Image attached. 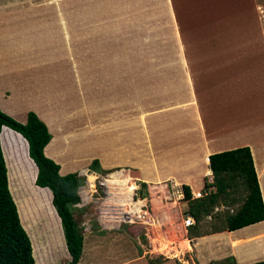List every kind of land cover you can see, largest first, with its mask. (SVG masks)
<instances>
[{
  "label": "crops",
  "instance_id": "obj_1",
  "mask_svg": "<svg viewBox=\"0 0 264 264\" xmlns=\"http://www.w3.org/2000/svg\"><path fill=\"white\" fill-rule=\"evenodd\" d=\"M58 1L60 0H0V110L3 109L6 114L11 115L13 118L15 117L14 120L22 124L25 122L27 111L34 112L47 125L50 134V140L43 149L44 156L59 166L58 173L62 176L66 174L61 173L67 170L76 171L77 174L83 175L84 172L88 173L86 166L91 160L85 162L84 165H77V167L60 164L55 159L56 154L54 155L52 152L54 133H52L53 131L51 132L48 126L46 114L32 107L26 109L21 101L24 98L35 96V103H39V105L40 103H50L48 102V95L53 86L47 84L46 80L39 78V72L34 71L35 68H32V65L27 63L28 61L30 63L32 61L33 63L37 62L32 48L37 47L40 53L39 57L45 59L49 53L48 49L52 45H50V42L55 41L54 38L57 39L58 36H64L60 37V39L66 40V35L62 32L60 33V28L63 26L64 29H67L68 25H70V20L58 17L57 13L62 8L65 16L66 10L70 5H62L60 7ZM138 1L127 0L125 6L128 4V8L134 12L135 9L139 13L141 10L145 11L146 9H140V7H135L134 9V5ZM197 1L195 10L198 12L196 14L198 17L194 19L195 23L192 28H199L197 33L198 40L204 39L211 42V47L216 41L220 42L223 47L229 45L231 39L229 32H231L232 26L236 34L237 30L240 31L243 28V22L238 20L237 17L245 9L247 10V8L242 6L245 0ZM202 1L203 3H201ZM247 1L251 9L253 7L255 11H260L264 0ZM154 4L166 8L169 1L160 0V2H154ZM238 4H240L241 8H238ZM188 6L186 4L180 8L178 14L181 20L190 19ZM262 14L260 13V17L263 16ZM183 15L185 16L183 17ZM171 21L173 22L172 18ZM256 21L254 25L252 20L251 24H247L249 31L251 30L252 32L250 38L253 41L257 39L264 44L263 20L261 18L256 19ZM173 23L172 29L165 37L170 47V51L167 52L166 56L169 59L173 57L177 60L178 58L179 62H176L179 66L172 68L169 73L181 75L182 70L184 71L185 68L189 69L192 74L194 73L196 76L192 77L188 70L191 84L190 93H186L185 90L182 92V89H184L183 83L179 85L168 80L166 66L164 69L162 65H157L158 69L155 71L157 76L154 75L149 77V79L151 84L153 82L151 90L153 89L157 94L156 97L159 98L158 101L160 102H158V108H155V110L150 106L146 107L145 112L151 115L155 113V116H152L153 118L147 122L144 120V133L138 135L140 133L136 134L134 131L135 120L131 112L135 110V103L132 98V89L126 94L129 103L127 111L130 118L117 120L118 122L116 123L111 121L110 123H105V125H98V145L102 147V152H98L100 169L104 171L111 169L112 173L118 178L132 179L130 180L132 184L138 186L140 184L146 185V196L133 200L129 210L136 211L141 207L135 206L136 202L143 201L154 233L155 231L157 232V228L160 231V227H157L158 225H165L166 221L169 224L172 222V218L170 217L169 220L167 216L169 215L168 210L162 203L164 183L172 186V183L177 182L178 187L187 186L191 191L197 189L196 185L202 184L203 177L208 178L211 176L207 168L209 155L240 147L249 149L264 208L263 45L259 50L251 49L249 51L228 49L222 51L210 50L209 53L199 51H191L190 53V51L184 50L182 52L177 39L178 33ZM174 42L177 45V49L172 50ZM26 53L28 54L27 57H25ZM63 56L65 57V54ZM185 57H191L189 64L184 62ZM33 66L37 67L38 65ZM43 68L46 70L47 67L45 68L44 66ZM132 72L133 74L136 73L135 67ZM163 79H167V81L163 82ZM47 81L48 83L50 82L49 79ZM39 84L42 85L39 89H36ZM151 84L148 86L150 87ZM145 90L147 94L150 92L148 87ZM248 91H250V95ZM65 93L60 90L53 93L56 100L58 99V106L60 107L64 106L61 100L65 99L66 96H63ZM168 97L172 98L169 99ZM30 101L32 100L30 99ZM2 104H10L16 110L22 108L24 113L23 115L17 114L14 109L9 111ZM46 109L48 108L46 107ZM52 109L54 112L58 111L55 107ZM18 115L21 117L20 120L16 119ZM80 134H85V131L80 130ZM80 134L76 133L75 137L74 134H70L69 131L65 130L60 136L59 144H68L74 141L75 138L78 141L85 139ZM137 137L139 140H137ZM80 147L82 146H78V148ZM100 157H109L105 159L111 165H103L104 163L101 162ZM79 160L77 163L81 162V159ZM113 161L116 163L114 164ZM35 175L36 171L34 179ZM34 179L32 182L33 186H35ZM128 181L125 180L122 184L127 186ZM121 182L116 180V182L113 181L112 183L117 186L121 185ZM109 183L111 184V182ZM120 190L123 189L120 188ZM158 190H160L159 193L161 192V194L158 196L154 195L155 191L158 192ZM119 192L121 194L120 204L127 206V202H121L129 199L126 198L127 196H125L123 191ZM48 193L51 207L48 213H52L55 216L56 212L51 206V193L49 191ZM79 198H81L80 195ZM30 203L33 204L32 200H30ZM32 208V221L36 229H41L44 232L51 231V224L44 216V212L37 206L33 207L32 205ZM17 214L19 218L18 211ZM94 215L97 223L95 232L99 233L101 230L106 232L116 231L122 226L104 223L98 220L97 213ZM56 218L60 222L57 215ZM20 224L22 226L21 221ZM137 226L140 230L136 234L143 232L145 235L144 243L140 242L134 235V227H123V234L133 238L135 240L134 245L126 243L123 245V243L115 241H97L93 243V247L89 248V258L94 256L102 264H168L167 261L157 257L158 255L151 251L153 246L150 245L149 239L152 238V229L148 225L137 224ZM22 228L27 234L23 226ZM36 229L35 231L38 235ZM81 234L83 237L84 235L92 236V231L89 228ZM236 234H239L237 240L240 243H238L237 247L245 246L243 244L253 240L252 244L254 245L252 247L248 248V246H245V249H248L247 258L250 259L251 263L264 260V244H259L260 241L263 242L261 236H264V220L242 228ZM46 239L48 240L49 237ZM51 240L53 241V239ZM30 245L32 247L31 241ZM53 245L50 248L53 251L48 253L49 258L44 259L42 257V261H45L44 263L46 264H69V255L66 251L63 237L61 236V244L56 245L57 247L55 248ZM117 246L118 248H116ZM128 248L131 249V253L126 251ZM96 249L97 251L92 255ZM113 250L116 251V254L111 255ZM31 253L33 257V249ZM83 253L82 245L81 255L76 264H80ZM33 260L35 264H38L34 257ZM213 260H215L214 257H208L201 264H208L213 262Z\"/></svg>",
  "mask_w": 264,
  "mask_h": 264
},
{
  "label": "rangeland",
  "instance_id": "obj_2",
  "mask_svg": "<svg viewBox=\"0 0 264 264\" xmlns=\"http://www.w3.org/2000/svg\"><path fill=\"white\" fill-rule=\"evenodd\" d=\"M126 1L127 0L58 1L60 7L62 5H70L66 10L65 16L62 8L57 13L58 17L70 20V25H68L67 29H64L63 26L60 28V33L62 32L66 35V40L63 41L60 39V37L64 36H58L57 39L54 38L55 41L50 42V45H52L51 48L48 49L49 53L46 55L45 59L39 57L40 53L38 52L37 47H34V49L32 48V52L37 62L33 63L32 61L30 63L28 61L27 63L25 61L28 65H32V68H35L34 71L39 72V78L44 81L46 80L45 82L47 84L53 86L48 95V102L50 103H40L39 105V103H35V96L24 98L21 101L23 102V107L26 109L32 107L46 114L49 123L48 126L50 127L51 132L53 131L52 133H54V146L52 152L54 155L56 154L55 159L60 164L63 163L70 167H77V165H84L85 162L91 160L86 166L88 173H93L92 177L89 178L91 181L97 177H102L107 180L106 182H111L110 185H113L112 182H116V180L122 181L121 183L125 180H129L127 182L126 190L129 193V191L135 189L132 192L135 196L133 198L135 201L136 198L146 196V185L141 187L132 184V181H130L132 179L118 178L112 173L111 169L107 171L100 169L98 164V152H102V147L101 145H98V125H105V123H110L111 121L116 123L118 122L117 120L127 119V117L130 118L127 111L129 103L126 94L132 89V98L135 103V110L131 112L132 117L135 120L134 131L136 134L140 133L138 135L144 133V120L147 122L153 118L152 116H155V113L154 115H151L145 112L146 107L150 106L155 110V108H158V102H160L158 101L159 98L156 97L157 94L153 89L151 90L153 82L151 84L149 79V77L156 75L155 71L158 69L157 65H162L164 69L166 66V76L168 80L179 85L183 83L184 89H182V92L185 90L186 93H190L189 89L191 84L189 79L190 75L188 74L189 69L185 68L184 71L182 70L181 75L171 74V72L169 73L172 68L174 69L175 66H179L177 63L179 62L178 58L177 60L173 57L172 59H169V57L166 56L168 54L167 52L170 51V47L165 37L172 29L173 22L176 32L178 33L177 39L179 40L182 52L184 50L190 51V53L191 51L209 53L210 50L222 51L228 49H244L249 51L251 49L259 50L262 45L264 48V44L260 43L259 40L256 39L253 41L250 38L252 32L251 30L249 31V28L247 27V24L250 23L251 20L253 25L257 22L256 19L258 20L261 18L264 23V1H262L263 10L261 9L260 11H255L253 7L251 9L248 1H244L242 6L247 8V10L245 9V11L238 14L237 17L238 20L243 22V28H241L240 31L237 30L238 32L236 34L232 26V30L229 32L231 35L229 45H225L224 47L218 41L214 42L213 47H211V42L204 39L198 40L197 33L199 28L195 26V28H192L195 23L194 19L198 17L196 15L198 12L195 10V3H198L197 0H168L169 4L166 8L154 4V2H160V0H150V2L149 0H139L137 4L134 5V9L135 7L146 9L145 11L139 10L140 13L136 12V9L135 12L131 11V9L128 8V4L125 6ZM201 3H203V1ZM186 4L189 5L188 16L190 19L181 20L178 13L180 8ZM238 5L239 8L240 4ZM260 13H263V16L260 17ZM184 16L185 15H183V17ZM171 18L173 22L171 21ZM175 49H177V45L174 42L172 50ZM64 54L65 57L63 56ZM27 56L28 54L26 53L25 57ZM31 58H33V56H31ZM187 58L185 57V61H183L189 64L191 57ZM33 65H38V70L37 67ZM44 66L45 68L47 67L46 70H44ZM134 67L136 73L133 74L132 69H134ZM190 74L192 77L196 76L194 73L192 74L191 71ZM47 79L50 80L49 83ZM162 81L165 82L167 79H163ZM149 84H151L150 87L148 86ZM41 85L39 84V87L36 89H39ZM146 87L150 88L148 94L145 90ZM58 90L66 92L63 94V96H66L65 99L63 101L61 100L64 106L61 107L58 106V99L56 100L53 95V93ZM248 94L250 95V91H248ZM168 98L170 99L172 97ZM30 99L32 101H30ZM2 105L9 111L13 109L16 110L14 106L10 104ZM46 107L48 109H46ZM54 107L58 109L57 112L53 111L52 108ZM0 111L6 114L3 109ZM15 113L23 115L24 112L22 111V108H19ZM6 115L9 116L8 114ZM9 117L13 118L11 115ZM16 119L20 120L21 117L18 115ZM65 130L69 131L70 134H74L75 137L76 133L80 134V130H84L85 134L80 135H83L82 137L85 139H81L82 141L80 140V142L75 138L74 141H71L68 144H59L60 136ZM137 140H139L138 137ZM137 140L135 139V141ZM1 141L3 147L2 152L0 145L2 157L3 159L5 157L7 166L6 175L8 170L9 186L20 212L23 226L31 239V251L33 248L34 257L39 264H46L44 263L45 261H42V257L48 259V253L53 251L50 249L52 248V245L54 244L53 246L55 248L57 247L56 245L61 244L62 230L60 222H58L56 214L54 216L52 213H48L51 210L49 203L50 195L48 191L46 189H38L32 185L35 168L28 158L27 145L24 139L20 135L6 128L1 135ZM78 146L82 147L78 148ZM103 157H100L101 162L104 163L103 165H111V163H108V160L105 159L109 157ZM79 159H81V162L77 163L80 161ZM113 162L114 164L116 163L115 161ZM207 168L209 169V165ZM70 172L76 174L79 181L78 188L83 187L86 181L84 174L87 172H84L82 175L77 174L76 171L67 170L61 174H68ZM203 179H206V183L212 181L211 176L208 178L203 177ZM131 184L135 186L132 189H130ZM164 184L165 185L162 188L164 195L162 203L168 210L169 215L167 216L169 217V220L171 217L173 223L171 222L169 224L166 221L165 225L161 224L159 226L160 231L157 230L155 233L150 226V223L148 224L152 229V238L149 239L150 245L153 246L151 251L157 254V257L167 261L168 264H201L202 261H206L208 257H214L215 259L208 264H252L249 261L250 259L247 258L246 254L248 253V249H245V246H248V248L252 247L254 245L252 244L253 240L247 241L243 244L245 246L237 247L239 241L237 242L234 239L238 237L239 234L236 233L240 229H237L236 232H232V234H229V232L219 235L209 234L210 236L200 239L194 237L196 234L200 235L209 231L211 225L216 223L217 220L219 221L221 219L220 217H223V214L233 212L236 205L240 203V194L235 193L233 195L235 199L234 202L229 203L228 201V204L226 205L214 207L213 212L218 213L219 216H217L219 218L217 217V219L212 220L211 216L201 214L199 221L197 223L194 222L191 227L186 229L183 227L182 221L189 213L190 204L192 203L191 201L194 199H200L212 189L207 188L204 185L203 180L202 184L196 185L197 189L192 191L189 190L190 202H187L183 198L182 189L181 187H178L177 182L172 183V186L166 185V183ZM160 185L162 184L160 183ZM159 191L160 190H158V192L155 191L154 195L158 196L161 194ZM97 192L98 194L93 196L94 199H96L97 196L101 197L100 192L98 190ZM11 193L10 196L14 201ZM83 194L85 195V193L80 195L82 199L84 198ZM196 194L200 196L198 197ZM81 198H79V201L76 204L70 206L71 217L81 236V233L86 232L89 228L92 231V236H82L84 253L82 254L80 264H102V262L95 259L94 256L89 258V248L93 247L94 242L115 241L117 243H123V245H125V243L128 245H134L135 240L128 235L123 234V227H134V235L140 242H145V235L143 232L136 234L138 233V230H140L137 224L129 226L122 225L116 231L106 232L105 230H101L99 233L95 232L97 228L94 215L96 213V203L90 199L83 200L84 202H82ZM30 200H32L33 204L30 203ZM126 202L127 201L123 200L121 203ZM32 205L33 207H39V209L44 212V216L51 224V231L44 232L41 229H36L34 224L32 225ZM142 205L145 206L143 201H138L135 204V206ZM128 208L129 207H126V210ZM35 229L37 230L38 235L36 234ZM94 234L96 237L93 236ZM160 234L166 242L172 243L170 249L167 251H158L159 244L157 241L160 240ZM48 237L49 239L47 240L46 238ZM261 237L263 242L260 241L259 244L262 245V243L264 244V236ZM51 239H53V241ZM182 240L189 241L190 249H180L179 242ZM153 241L156 245H153ZM46 245L48 246L46 247ZM116 248H118V246ZM96 251L97 249L92 255ZM126 251L131 253L130 248L126 249ZM115 252L116 251L113 250L111 255L116 254Z\"/></svg>",
  "mask_w": 264,
  "mask_h": 264
},
{
  "label": "trees",
  "instance_id": "obj_3",
  "mask_svg": "<svg viewBox=\"0 0 264 264\" xmlns=\"http://www.w3.org/2000/svg\"><path fill=\"white\" fill-rule=\"evenodd\" d=\"M1 128L2 152L1 135L6 128L20 135L26 142L28 158L36 171L34 185L38 189H47L51 193V205L59 218L65 248L69 255L68 263L76 264L82 250V236L77 230L70 212V206L79 201L77 194L79 181L76 174L60 175L58 173L59 166L44 156L43 149L50 140V134L47 126L35 113L28 111L25 115V122L22 124L0 111V130ZM1 148L0 264H35L34 254L32 257L31 253L30 237L28 234L29 238L27 237L20 225L22 220L15 198L11 193L8 170L6 175V160L5 157L4 159L2 157ZM208 165L212 181L206 183V179L203 180L204 185L212 190L200 199L191 201L188 216L192 218L193 222L197 223L201 214L211 216L212 220L217 219L219 215L213 212L214 207L226 205L228 201L229 203L234 202L233 195L235 193L241 195L240 203L236 205L233 212L223 214L219 221L217 220L211 225L209 231L200 235L196 234L194 237L200 239L210 235L230 233L263 221L264 208L249 149L240 147L209 155ZM92 174L89 173V178L92 177ZM7 182L14 201L8 191ZM140 186L144 187V184H140ZM181 189L183 198L190 202V189L187 186H181ZM35 261L38 263L36 259ZM252 264H264V260Z\"/></svg>",
  "mask_w": 264,
  "mask_h": 264
},
{
  "label": "built area",
  "instance_id": "obj_4",
  "mask_svg": "<svg viewBox=\"0 0 264 264\" xmlns=\"http://www.w3.org/2000/svg\"><path fill=\"white\" fill-rule=\"evenodd\" d=\"M100 192L101 197L93 198L94 195H97ZM92 190L91 192H89ZM120 186H112L105 184L104 178L95 179L92 182V189H89V184L85 181L83 187H79L77 189V193L81 195L85 193L84 198L82 200H93L96 203V213L98 215V220L103 221L104 223H112L115 225H133V224H141L146 226L150 223V219L148 218V213L145 210V206L142 205L136 211L129 210L130 204L133 203L134 194L131 193L127 204L129 208L126 210L125 207L117 203L121 199V194L119 192ZM196 196H200L196 194ZM89 198V199H86ZM111 202V203H109ZM183 227H189L194 222L192 218L188 215L185 216L182 221Z\"/></svg>",
  "mask_w": 264,
  "mask_h": 264
},
{
  "label": "bare ground",
  "instance_id": "obj_5",
  "mask_svg": "<svg viewBox=\"0 0 264 264\" xmlns=\"http://www.w3.org/2000/svg\"><path fill=\"white\" fill-rule=\"evenodd\" d=\"M89 173H86V174H84V176L86 177V182L89 184V189H92V182L95 180H90L89 179V175H88ZM96 179H98V177L96 178ZM107 180L105 179V184H108V185H110V183L109 182H106ZM115 184H113L112 186H114ZM126 185V184H125ZM116 186V185H115ZM120 186V188H122L123 190H125V191H123L124 193H125V196H127L126 198H128L129 199V197H130V195H131V193L135 190H131V191H129V193L127 192V190H126V186H124L122 183H121V185H119ZM135 186H131V188H134ZM130 188V189H131ZM92 190H90L89 192H91ZM120 191V190H119ZM83 196H84V194H83ZM86 199H89V198H86ZM83 201V200H82ZM121 201V200H120ZM120 201H118L117 203H120ZM109 203H111V202H109ZM130 206V205H129ZM128 206V204H127V206L125 205L124 207H125V209H126V207H129ZM157 226V225H156ZM157 227H159V225L157 226ZM157 230H158V228H157ZM159 231V230H158ZM229 234H232V232H230ZM160 240H158L157 241V243L159 244V249H158V251L159 252H162L163 250L165 251H167V250H169L170 249V245L172 244L171 242H166L165 240H164V238H162V236H161V234H160ZM236 241H238L237 240V238H234ZM154 242V241H153ZM153 244H155V243H153ZM179 246H180V249H190V245H189V241L188 240H182V241H180L179 242ZM169 253V252H168Z\"/></svg>",
  "mask_w": 264,
  "mask_h": 264
},
{
  "label": "water",
  "instance_id": "obj_6",
  "mask_svg": "<svg viewBox=\"0 0 264 264\" xmlns=\"http://www.w3.org/2000/svg\"><path fill=\"white\" fill-rule=\"evenodd\" d=\"M2 131V130H1ZM1 131H0V134H1Z\"/></svg>",
  "mask_w": 264,
  "mask_h": 264
}]
</instances>
